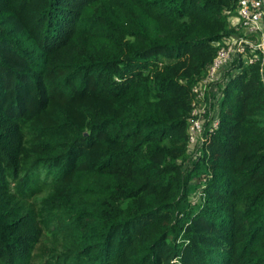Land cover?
<instances>
[{
	"label": "trees",
	"instance_id": "1",
	"mask_svg": "<svg viewBox=\"0 0 264 264\" xmlns=\"http://www.w3.org/2000/svg\"><path fill=\"white\" fill-rule=\"evenodd\" d=\"M235 5L0 0V264H264L257 66L187 153Z\"/></svg>",
	"mask_w": 264,
	"mask_h": 264
},
{
	"label": "built area",
	"instance_id": "2",
	"mask_svg": "<svg viewBox=\"0 0 264 264\" xmlns=\"http://www.w3.org/2000/svg\"><path fill=\"white\" fill-rule=\"evenodd\" d=\"M228 23L233 30L232 35L216 44L218 48L205 76L191 89L187 153L193 158L199 156L197 150L208 142V136L218 128V104L234 64L257 66L264 88V0H236ZM193 194L199 199L201 192Z\"/></svg>",
	"mask_w": 264,
	"mask_h": 264
},
{
	"label": "rangeland",
	"instance_id": "3",
	"mask_svg": "<svg viewBox=\"0 0 264 264\" xmlns=\"http://www.w3.org/2000/svg\"><path fill=\"white\" fill-rule=\"evenodd\" d=\"M189 200H190L191 203H196V202L199 201L198 196L195 195V194H193V195L191 194V195L189 196Z\"/></svg>",
	"mask_w": 264,
	"mask_h": 264
}]
</instances>
